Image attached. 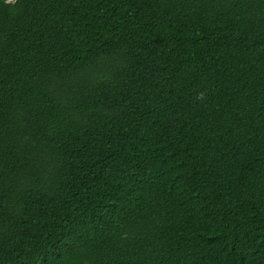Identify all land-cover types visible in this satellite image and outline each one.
Returning a JSON list of instances; mask_svg holds the SVG:
<instances>
[{
	"label": "trees",
	"instance_id": "trees-1",
	"mask_svg": "<svg viewBox=\"0 0 264 264\" xmlns=\"http://www.w3.org/2000/svg\"><path fill=\"white\" fill-rule=\"evenodd\" d=\"M0 264H264V0H0Z\"/></svg>",
	"mask_w": 264,
	"mask_h": 264
},
{
	"label": "rangeland",
	"instance_id": "rangeland-1",
	"mask_svg": "<svg viewBox=\"0 0 264 264\" xmlns=\"http://www.w3.org/2000/svg\"><path fill=\"white\" fill-rule=\"evenodd\" d=\"M13 1V0H12Z\"/></svg>",
	"mask_w": 264,
	"mask_h": 264
}]
</instances>
